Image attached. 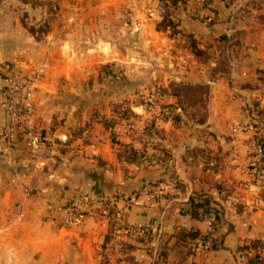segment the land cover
<instances>
[{"label":"crops","instance_id":"obj_1","mask_svg":"<svg viewBox=\"0 0 264 264\" xmlns=\"http://www.w3.org/2000/svg\"><path fill=\"white\" fill-rule=\"evenodd\" d=\"M53 1L56 16L37 35L29 25L47 15L45 6L0 0V60L37 76L31 135L38 138L35 150L25 130L0 146V199L30 208L49 197L52 216L72 200L96 208L103 198L113 202L110 218L83 213L74 226L52 228L66 250L52 257L57 264H250L244 245L264 240L255 134L264 130V0H173L168 20L158 0H134L127 10L140 19L131 23L116 1ZM172 81L208 85L204 104L191 106L201 114L188 109L179 120L161 119L162 133L148 136L147 121L178 96L165 91L150 109L141 100ZM121 101L136 111L143 136L123 131L121 120V130L107 125ZM129 142L146 146L149 157L120 159ZM205 205L221 212L215 247L175 245L182 229L208 231V221L193 214ZM130 224L148 233L131 236Z\"/></svg>","mask_w":264,"mask_h":264},{"label":"rangeland","instance_id":"obj_2","mask_svg":"<svg viewBox=\"0 0 264 264\" xmlns=\"http://www.w3.org/2000/svg\"><path fill=\"white\" fill-rule=\"evenodd\" d=\"M49 1V0H47ZM84 4H95L97 0H81ZM108 1V0H106ZM112 1H116L120 3V17L124 21L126 19L128 22H132L136 17V19H140L138 16H134L130 10H127L129 8L128 4L131 3L130 1L134 0H110V3ZM137 5H140L141 3H144V0H135ZM49 3L52 4L54 9H56L55 2L52 0ZM159 6L163 8L161 9V12H163L164 17L162 19L168 20L173 19L170 16V13L172 12L170 10L169 4H174L172 0H158ZM190 3V1L188 2ZM50 4H47L45 7L48 10ZM55 5V6H54ZM205 5V3H204ZM203 5V6H204ZM130 9V8H129ZM90 11L89 13H91ZM174 13V12H173ZM172 14V13H171ZM137 15V14H136ZM48 16L47 15L44 17ZM56 16V15H55ZM213 20V19H212ZM125 22V21H124ZM47 20L42 22L40 24V28H44L45 32H47L50 23L48 26L46 25L44 27L43 24H46ZM43 30V31H44ZM44 33V32H42ZM41 33V34H42ZM7 61V60H6ZM13 62V61H11ZM15 63V62H14ZM16 64V63H15ZM17 67H19L16 64ZM23 74H27L21 67H19ZM114 74V73H113ZM28 75V74H27ZM115 78V74L113 75ZM118 78H121V80H124L122 78V75H119ZM1 80V79H0ZM2 81V80H1ZM175 82V81H172ZM160 85H156L154 87V90L156 92H160L159 89ZM154 90H148L146 93H148L145 97V100L143 101V104L146 106L147 109H150L152 103L148 99L150 94L154 92ZM151 91V92H150ZM150 92V93H149ZM162 93V92H161ZM141 97L144 95L143 93H140ZM140 98V96H139ZM142 99V98H141ZM120 103H124L121 101ZM129 105V104H127ZM191 103L188 104V109L191 113L195 109L191 108ZM129 107V106H128ZM197 112L196 114H201V107L197 105L196 107ZM113 126V125H112ZM111 127V126H109ZM255 130V129H254ZM255 134L257 137L264 135V130L259 131V129L255 130ZM260 151V150H259ZM257 151V152H259ZM262 165L264 169V162H262L260 159L257 161V164ZM26 192H32V189L30 187H25ZM38 189H34V193H37ZM102 195V194H101ZM87 196V202H90V196L85 193V196ZM99 195H95V198H97ZM108 196V195H107ZM30 208H27V205L24 203H21L17 200H5L2 201L0 199V264H52V263H61L58 262V259L56 262L52 259V257H55L60 255V258H63L66 256V250L64 247V244L62 242H59L55 239L54 236H52L53 229L55 227H71L76 225L79 222V217L71 216L70 214H65L68 210L69 205L75 203L80 205V209L86 214H90L87 211V209L90 207H86L85 204L81 200H72L71 202H65L62 205H59L57 209L58 213L56 215L52 216V198H45V201H41L40 199H37V202L35 200H31L30 202ZM87 203V204H88ZM92 206V205H91ZM28 209L29 211L25 215V210ZM52 217L54 221V226L52 227ZM53 228V229H52Z\"/></svg>","mask_w":264,"mask_h":264},{"label":"built area","instance_id":"obj_3","mask_svg":"<svg viewBox=\"0 0 264 264\" xmlns=\"http://www.w3.org/2000/svg\"><path fill=\"white\" fill-rule=\"evenodd\" d=\"M196 2L201 6L204 5L205 0H187V2ZM214 17V14L210 13L207 18L211 20ZM0 72L3 73V76L0 77L2 80V94L4 97V104L6 107L7 118L5 121L0 122V146L4 145L5 142L11 141L18 135L21 131H27L29 136V142L33 143V149L35 150L37 147L38 138L31 135V125L34 119H36V105L34 100V91L36 88L37 76H31L27 74H23L21 69L16 66L14 62L4 61V64H0ZM163 94L161 92H154L150 94L148 99L151 101V108L158 107V102L160 101V97ZM162 108H160V112L153 116V118L149 119L146 125L150 122H154L158 124V121L161 119H165L168 111L165 107V103L162 102ZM137 118L132 115L128 118L121 119V127L123 131L127 133H132L133 135H144L141 128L137 126ZM118 124V123H117ZM113 125L114 129L121 130L116 125ZM146 127V126H145ZM146 131V130H145ZM48 137L46 135H41L39 140H47ZM259 150L262 148L259 145ZM144 191H140L138 194H134V199L138 198ZM97 208L94 206H90L87 211L94 215L95 213H99L103 217H109L112 214L114 209L113 202L109 200V198H103L100 200V203H97ZM78 204H71L66 211V215L70 214L71 216H76L77 218L81 216L84 212L79 208ZM68 216V215H67ZM204 218L209 223L208 231L204 234L206 236H197L194 239V246L196 249H204L209 248L212 245L213 239L215 237V229H216V215L214 211L208 212ZM148 228L143 224H130L125 228V232L130 234L131 236H142L148 233ZM264 264V263H263Z\"/></svg>","mask_w":264,"mask_h":264},{"label":"trees","instance_id":"obj_4","mask_svg":"<svg viewBox=\"0 0 264 264\" xmlns=\"http://www.w3.org/2000/svg\"><path fill=\"white\" fill-rule=\"evenodd\" d=\"M35 5H41L46 6L47 4H50L48 7V16L43 17L40 21L36 22L35 24L31 23L29 25L30 30L33 33H36L37 35H40L42 32H45L44 28H40V24L42 22L47 20L46 24H43L44 27L54 19L56 15V9L52 6L50 1L47 0H31ZM173 1V0H172ZM182 3H187V0H180ZM176 2V1H175ZM44 30V31H43ZM0 64H4V61L0 60ZM3 76V73L0 72V77ZM209 87L206 84L203 83H176L171 82L169 86H161L160 92H170L174 95L178 96V103H165V107L168 111V114L166 115V119H174L179 120L181 118L182 112L188 110V104L191 103L192 105H202L204 104V95L208 91ZM129 106V107H128ZM115 112L116 117H113L110 119L109 122H107L108 126H112L117 124L121 119L128 118L132 115H136V111L127 104L124 103H117L115 105ZM146 133L148 136H152L156 133H162L161 128L158 127L157 124L154 122H150L146 125ZM258 142L262 148L261 151L257 152L259 155V159L264 162V135L259 136ZM120 159H127L130 161H136L140 162L144 158H148L149 154L147 153V147L143 146L142 148H137L134 146L132 142L124 143L123 149L119 153ZM214 211L216 215V228L217 225L221 222V212L220 209L217 207H214L212 205H205L204 208L198 212V208H195L193 211V214L196 216H201L204 218V216L210 212ZM216 232V229H215ZM197 236H206V234L201 233L199 229L194 228L190 230L182 229L178 233L177 241L175 245L178 244H190V249L194 248V239ZM215 239L216 234L213 239L211 247H215ZM243 249L246 250V252L249 254V261L250 264H263L264 263V240L262 239H253L246 243L243 247Z\"/></svg>","mask_w":264,"mask_h":264}]
</instances>
